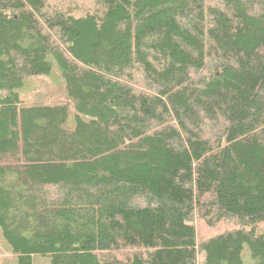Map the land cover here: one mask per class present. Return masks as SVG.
I'll list each match as a JSON object with an SVG mask.
<instances>
[{"label":"trees","instance_id":"obj_1","mask_svg":"<svg viewBox=\"0 0 264 264\" xmlns=\"http://www.w3.org/2000/svg\"><path fill=\"white\" fill-rule=\"evenodd\" d=\"M54 71L63 97L27 101ZM1 239L12 264H264V0H0Z\"/></svg>","mask_w":264,"mask_h":264},{"label":"rangeland","instance_id":"obj_2","mask_svg":"<svg viewBox=\"0 0 264 264\" xmlns=\"http://www.w3.org/2000/svg\"><path fill=\"white\" fill-rule=\"evenodd\" d=\"M78 2V5L84 6V7H93V0H75ZM72 5L69 3L62 4V7L67 9L68 7H71ZM73 7V6H72ZM133 77L135 79V82L140 86L139 89L141 90H147L148 86L145 83V78L142 74H133ZM61 80V77L57 71H54L52 76H39V77H32L27 79L26 81V89L23 91V96H25L28 100L27 101H33L35 99H46L47 101H53V99H58L63 97L64 93V87ZM140 90V91H141ZM207 123V122H206ZM211 124L212 123H208ZM15 177L11 175L9 177V181L11 183H14ZM41 187H34L36 190H38L43 197V204L48 207H56L61 208L68 207L67 203L62 202V195L64 196L63 189L60 185L62 184H56V185H41L36 184ZM138 198V197H137ZM135 198V200L137 199ZM138 198L137 202L139 203L141 200ZM144 202V201H141ZM70 206H73L71 203ZM196 225L198 227L199 236L206 237L208 236L209 229L206 226V224L201 221L199 217H196L195 219ZM13 257L11 253L8 251L5 243L0 240V264H12L13 263Z\"/></svg>","mask_w":264,"mask_h":264}]
</instances>
